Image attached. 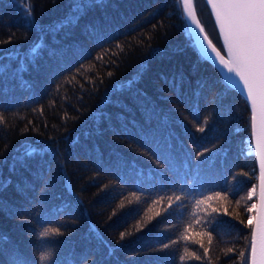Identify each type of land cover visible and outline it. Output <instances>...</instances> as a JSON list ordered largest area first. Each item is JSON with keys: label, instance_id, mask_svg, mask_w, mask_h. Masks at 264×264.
<instances>
[{"label": "trees", "instance_id": "trees-1", "mask_svg": "<svg viewBox=\"0 0 264 264\" xmlns=\"http://www.w3.org/2000/svg\"><path fill=\"white\" fill-rule=\"evenodd\" d=\"M0 118V264H241L249 251V108L194 49L175 0H0ZM35 144L52 151L24 157Z\"/></svg>", "mask_w": 264, "mask_h": 264}, {"label": "snow or ice", "instance_id": "snow-or-ice-1", "mask_svg": "<svg viewBox=\"0 0 264 264\" xmlns=\"http://www.w3.org/2000/svg\"><path fill=\"white\" fill-rule=\"evenodd\" d=\"M177 7H183L182 15L186 20L190 21L195 28H188V35L191 37V43L194 49H198L199 53H203V57L211 60L224 73V80L226 81V89L229 91L239 88L241 92L246 93V101L251 105V129L252 138L255 139L256 155L260 160V177H259V201L253 203L247 209L251 213L255 209V215L248 217V225L251 226V239L249 242L250 251H240L239 257L241 264H264V0H206V5H210L212 14L215 16L216 24L219 27L220 36L223 39V49L226 50L227 58L221 54L197 19L196 11L193 6V0H175ZM80 9L84 5H76ZM26 13L25 21L29 28L35 29L36 20L32 14L31 6L24 8ZM71 23V20L68 21ZM196 29H199L197 32ZM116 48L120 49L121 45L117 44ZM110 53L104 50L96 57L99 61H104L105 57ZM111 55H116L111 53ZM82 69H77L76 73L72 75L71 79L66 78L67 83L75 81L76 74H79ZM111 75V73H108ZM59 87V85H58ZM207 117L204 118L205 124ZM3 120L0 118V123ZM198 131L204 132L205 128L200 126ZM50 147L45 148L42 144L23 145L22 152L24 157H32L34 155H43L50 152ZM209 151L205 148L204 152ZM203 153L197 151L196 156L200 157ZM92 179H95L93 177ZM110 185H103L99 191H106ZM255 195V187L249 191L248 196L251 198ZM136 201L140 197L136 193H132ZM217 198H221L220 193H216ZM180 196H176L175 200L179 201ZM207 199H212L208 197ZM155 203V201H154ZM173 201L169 198V207ZM204 203L202 200H197L196 205ZM133 205V200L129 199L127 205L122 200L117 208L113 210L112 215H116L117 211L126 206ZM213 212L219 210L213 208ZM139 214V213H137ZM151 220L152 217L147 218ZM211 223V220H209ZM142 225H137L136 230L139 231ZM59 228H45L39 233L41 237L49 235H59ZM126 235H131V232H121L120 239L117 244L120 245ZM208 236L209 242L212 240L211 232L205 233ZM163 247H168L164 245ZM201 247L203 245L201 244ZM234 249H228V252H233ZM186 255L195 257L200 260L201 257L195 252H189L185 249ZM209 253L208 248H204V255ZM227 255V253H225ZM41 261L47 259V254L42 253L39 257ZM181 260L185 256L180 257ZM12 264H28L26 260H13Z\"/></svg>", "mask_w": 264, "mask_h": 264}, {"label": "water", "instance_id": "water-1", "mask_svg": "<svg viewBox=\"0 0 264 264\" xmlns=\"http://www.w3.org/2000/svg\"><path fill=\"white\" fill-rule=\"evenodd\" d=\"M204 4L206 5V0H203ZM193 6L195 8V5H194V0H193ZM207 7V10L209 12V15H210V18L212 20V23H213V26H214V29H215V32H216V35H217V38H218V41H219V44L221 46V49L219 47H217L215 45V43L211 40V38L209 37V35L207 34L203 24L200 22L201 26L204 28V31L205 33L208 35L209 39L212 41V43L218 48L221 50V54L225 56V58H227V53H226V50L223 49V39L222 37L220 36V33H219V27L218 25L216 24V20H215V16L214 14H212V11H211V7L210 5H206ZM181 10L183 12V7L181 5ZM196 11V10H195ZM196 16H197V13H196ZM184 18V21H185V24H186V27H187V30L189 27H192V28H195V25H192L190 23V21L186 20V18L183 16ZM197 19L199 20L198 16H197ZM200 21V20H199ZM196 31L198 32L199 29H196ZM198 53H199V50L197 49ZM200 54V53H199ZM201 57L203 59H205L207 62H209L215 69L216 71L218 72V74L220 75L221 79L223 80V82L226 84V81L224 80V73L226 72V69L224 70V72H221L219 67H217L216 64H214L211 60H208L207 58H204L202 55L203 53L200 54ZM237 94H239L246 102L248 108H249V112H250V136H251V152L253 153V156H254V159H255V166H256V172H257V178H256V196H255V203L258 204V201H259V177H260V160H259V157L255 154L256 153V149H255V139L252 138V129H251V105H250V102H247L245 97H246V93H243L240 91L239 88H236L234 90ZM255 215V209H254V212H253V216ZM250 239H251V231H250ZM250 242V240H249ZM249 251H250V248H249Z\"/></svg>", "mask_w": 264, "mask_h": 264}, {"label": "bare ground", "instance_id": "bare-ground-1", "mask_svg": "<svg viewBox=\"0 0 264 264\" xmlns=\"http://www.w3.org/2000/svg\"><path fill=\"white\" fill-rule=\"evenodd\" d=\"M201 22V21H200Z\"/></svg>", "mask_w": 264, "mask_h": 264}]
</instances>
